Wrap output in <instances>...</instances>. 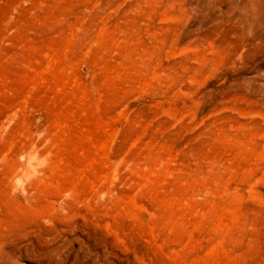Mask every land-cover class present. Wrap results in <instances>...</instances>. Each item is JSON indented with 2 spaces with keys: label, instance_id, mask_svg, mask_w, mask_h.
Listing matches in <instances>:
<instances>
[{
  "label": "rangeland",
  "instance_id": "rangeland-1",
  "mask_svg": "<svg viewBox=\"0 0 264 264\" xmlns=\"http://www.w3.org/2000/svg\"><path fill=\"white\" fill-rule=\"evenodd\" d=\"M0 264H264V0H0Z\"/></svg>",
  "mask_w": 264,
  "mask_h": 264
}]
</instances>
